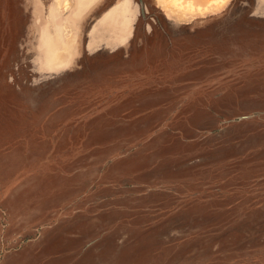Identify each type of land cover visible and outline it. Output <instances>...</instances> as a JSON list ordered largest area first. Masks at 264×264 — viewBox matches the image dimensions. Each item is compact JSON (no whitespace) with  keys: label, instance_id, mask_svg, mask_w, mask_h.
<instances>
[{"label":"rangeland","instance_id":"374dc122","mask_svg":"<svg viewBox=\"0 0 264 264\" xmlns=\"http://www.w3.org/2000/svg\"><path fill=\"white\" fill-rule=\"evenodd\" d=\"M0 264H264V0H0Z\"/></svg>","mask_w":264,"mask_h":264}]
</instances>
